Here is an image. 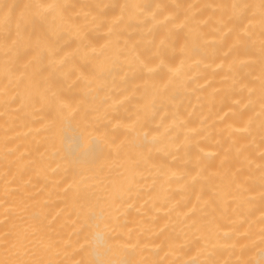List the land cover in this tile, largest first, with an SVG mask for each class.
I'll return each mask as SVG.
<instances>
[{
    "label": "bare ground",
    "instance_id": "bare-ground-1",
    "mask_svg": "<svg viewBox=\"0 0 264 264\" xmlns=\"http://www.w3.org/2000/svg\"><path fill=\"white\" fill-rule=\"evenodd\" d=\"M36 2L64 7L0 39V262L260 264L261 0Z\"/></svg>",
    "mask_w": 264,
    "mask_h": 264
},
{
    "label": "snow or ice",
    "instance_id": "snow-or-ice-1",
    "mask_svg": "<svg viewBox=\"0 0 264 264\" xmlns=\"http://www.w3.org/2000/svg\"><path fill=\"white\" fill-rule=\"evenodd\" d=\"M0 7H4L7 9L5 12V22L14 18L15 21V35L13 36L11 31L8 34L0 37L3 40L5 45H11L15 47L21 42L23 37L24 26L29 22L35 23L38 20H44L46 17L52 13L60 12L63 9V5L49 2H36V0H27V2H22L20 4H9V5H0ZM97 8L101 7V5H96ZM104 7H107L106 5ZM113 7H117L113 5ZM121 9L128 7V5H119ZM132 7H140L139 5H133ZM156 7H160L156 5ZM235 8L236 5H233ZM251 6L248 4H244L240 7L239 16H244L246 11ZM260 15L262 23H264V0H261L259 5ZM19 11L18 16H14L16 11ZM41 38L37 37V43H40ZM163 44V42H162ZM262 56H264V42L261 45ZM151 71V69H149ZM262 102H264V98H262ZM54 133H58L64 130L65 127H70L72 131L85 138L92 139L95 141H103V145H107V132L102 131L100 126L96 123L95 120L90 118L87 111L77 112L72 111L68 114L67 117L63 116V114L59 111L55 113L52 120L50 121ZM103 155V147H101V151L98 153L99 156ZM91 161L86 157L78 158L75 161V164L83 166L85 164L90 163ZM261 199L264 200V177H262V185H261ZM119 245V241L116 242ZM3 264V262H0ZM18 264H25V262H18ZM87 264H96L95 261H89ZM109 264H132L131 261L121 260L115 262H109ZM195 264V262H194ZM212 264V262H209ZM260 264H264V259L260 261Z\"/></svg>",
    "mask_w": 264,
    "mask_h": 264
}]
</instances>
